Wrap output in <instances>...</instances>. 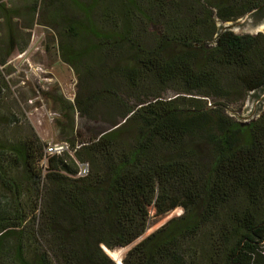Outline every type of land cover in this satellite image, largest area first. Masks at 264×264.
Instances as JSON below:
<instances>
[{
    "label": "trees",
    "instance_id": "1",
    "mask_svg": "<svg viewBox=\"0 0 264 264\" xmlns=\"http://www.w3.org/2000/svg\"><path fill=\"white\" fill-rule=\"evenodd\" d=\"M35 5V21L56 29L62 60L82 80L80 115L110 127L77 133L76 158L54 155L47 166L39 137L14 139L0 127V264H117L104 246L141 237L150 206L184 212L129 249L124 264H264V112L246 122L228 112L264 85V33L217 26L264 11V0ZM24 14L0 5V19ZM83 74L119 77L122 87L90 86ZM76 160L89 164L87 175L77 176Z\"/></svg>",
    "mask_w": 264,
    "mask_h": 264
},
{
    "label": "rangeland",
    "instance_id": "2",
    "mask_svg": "<svg viewBox=\"0 0 264 264\" xmlns=\"http://www.w3.org/2000/svg\"><path fill=\"white\" fill-rule=\"evenodd\" d=\"M37 1L0 0V5L7 9L27 13L20 18L0 19V58L5 60L3 64L0 62V87L7 84L4 93H1L5 95L1 101L5 114L0 116V124H2L0 127L7 129V136L14 139L35 135L46 145L50 142L62 141L72 144L74 137H79L77 133H82L83 137H90L105 131L110 124L105 117L90 119L86 116L82 117L77 110L75 98L82 80L74 68L62 60L56 29L41 21H35L42 16L35 7ZM259 19L258 16H252L242 26L256 23ZM42 20H45V14ZM217 26L219 29L222 28L221 21H218ZM12 36L13 43H11ZM82 77L83 82L86 81L85 83L90 86H93L92 83L97 84L96 86H101L103 83L108 87L113 85L122 87L119 77L103 76L97 80L85 74ZM174 94L173 90L167 91L168 96ZM123 96L127 103H134L127 94ZM69 101L74 104L73 111L64 108V105L70 103ZM263 104V94L253 96L246 92L240 101L229 105L228 112L236 115L240 121H251L264 112ZM117 107L118 105H109L106 111L116 112L119 117L120 110H117ZM76 143L79 144L77 138ZM72 154L75 157L74 152ZM149 212L150 227L142 235V239L171 218L181 215L184 209L178 207L169 213L158 215L156 209L150 206ZM139 241L140 239H137L123 247L126 248L124 257Z\"/></svg>",
    "mask_w": 264,
    "mask_h": 264
},
{
    "label": "built area",
    "instance_id": "3",
    "mask_svg": "<svg viewBox=\"0 0 264 264\" xmlns=\"http://www.w3.org/2000/svg\"><path fill=\"white\" fill-rule=\"evenodd\" d=\"M72 152L75 154V150L68 141L50 142L44 147V156L41 160V165L47 166L49 158L54 155L69 153L71 156H73ZM76 161L79 165V172L77 176L87 175L89 172V164L87 162H78V160Z\"/></svg>",
    "mask_w": 264,
    "mask_h": 264
},
{
    "label": "water",
    "instance_id": "4",
    "mask_svg": "<svg viewBox=\"0 0 264 264\" xmlns=\"http://www.w3.org/2000/svg\"><path fill=\"white\" fill-rule=\"evenodd\" d=\"M256 10L250 11L249 13H247L244 17H242L241 19H239L238 21H221L222 24V28L221 31H225V30H232V31H236L240 34L243 33H249V34H258L260 32H264V18L261 19L260 21H257L256 23L250 24L248 26H245L244 29H242L240 27V25L246 21H248L249 19H251V15L255 12ZM250 22V21H249ZM118 126V125H117ZM138 239L142 240V236L139 237ZM105 251L107 252V254L113 258L110 254L111 249H109L107 246H104ZM116 262V258H113ZM117 264H119L117 262ZM124 264V262H123Z\"/></svg>",
    "mask_w": 264,
    "mask_h": 264
},
{
    "label": "flooded vegetation",
    "instance_id": "5",
    "mask_svg": "<svg viewBox=\"0 0 264 264\" xmlns=\"http://www.w3.org/2000/svg\"><path fill=\"white\" fill-rule=\"evenodd\" d=\"M252 16H258V17H260V19H259V21H260L261 19L264 18V11L257 12V10H256V11L251 15V17H252ZM244 23H245V22H244ZM242 24H243V23H242ZM242 24L240 25V27H241L242 29H244L245 26H248V25H245V26L243 27ZM238 34H240V33H238ZM243 34H246V33H243ZM247 34H249V33H247ZM258 34H259V33H258ZM256 35H257V34H256ZM249 93H251L253 96H259V95H261V94L264 95V85L252 89L251 91H249ZM262 103H263V100L261 101V104H262ZM263 105H264V104H263Z\"/></svg>",
    "mask_w": 264,
    "mask_h": 264
},
{
    "label": "bare ground",
    "instance_id": "6",
    "mask_svg": "<svg viewBox=\"0 0 264 264\" xmlns=\"http://www.w3.org/2000/svg\"><path fill=\"white\" fill-rule=\"evenodd\" d=\"M125 251H126V248H120V249L111 250L110 254L113 258H116L119 264H123V258H124Z\"/></svg>",
    "mask_w": 264,
    "mask_h": 264
}]
</instances>
